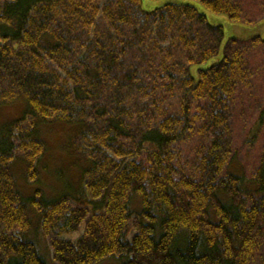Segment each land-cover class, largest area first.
Returning a JSON list of instances; mask_svg holds the SVG:
<instances>
[{"label":"trees","instance_id":"obj_1","mask_svg":"<svg viewBox=\"0 0 264 264\" xmlns=\"http://www.w3.org/2000/svg\"><path fill=\"white\" fill-rule=\"evenodd\" d=\"M195 1L237 23L264 10ZM223 38L192 4L0 0V109L26 103L0 124V264H48L35 221L57 264H264V147L248 172L232 130L264 80V36L230 39L210 65ZM54 125L70 128L78 186L49 167ZM263 130L264 106L245 144ZM50 174L61 189L49 198Z\"/></svg>","mask_w":264,"mask_h":264},{"label":"rangeland","instance_id":"obj_2","mask_svg":"<svg viewBox=\"0 0 264 264\" xmlns=\"http://www.w3.org/2000/svg\"><path fill=\"white\" fill-rule=\"evenodd\" d=\"M263 3V4H262ZM167 4H192L196 6L201 12L207 15L208 21L213 26H222L224 29V38L222 42V51L210 61V65L218 63L223 57V49L225 44L232 38H238L241 40H248L256 37L264 36V10L260 13L264 0H246L247 14L250 17H258L246 23H237L230 20L227 15H221L212 13L210 10L206 9L200 2L195 0H142V9L147 12H152L158 8H161ZM245 9V10H246ZM25 101L17 100L3 106L0 109V124L5 122H10L21 117L25 110ZM264 106V80L258 82L253 92L247 97L243 98L241 109H238L234 113L232 130L234 138V149L240 152V159L242 161L243 167L245 166L247 171L253 173V169L258 167L260 158L262 155L264 147V130L260 135V138L256 142L254 147H248L245 144L246 137L254 126L258 119L261 107ZM46 141L49 145L50 152L46 155L49 167L51 171H62L63 174L71 180V183L78 184V179L80 180L79 167L81 168L83 164L79 166H69V161L65 157L66 152L64 151V146L68 142V137L70 135V128L63 125H54L45 129ZM239 165V163H236ZM241 164V163H240ZM16 180L20 189L27 193L33 192V188L27 187L24 183L22 165H17L16 167ZM44 188L47 197H54L58 191L61 189V183L57 182L53 174L46 175L43 178ZM35 187L39 185H34ZM78 186V185H77ZM37 221L34 222V231L30 233L32 237H36L38 240L41 251L48 264H57L52 255V250L49 243V236L44 235L39 230ZM36 231V234H35ZM81 234H73L65 236V240L76 241ZM118 260L111 258L99 264H118Z\"/></svg>","mask_w":264,"mask_h":264}]
</instances>
